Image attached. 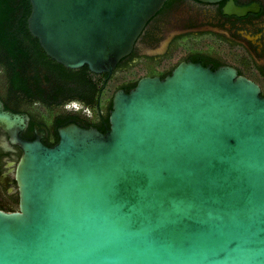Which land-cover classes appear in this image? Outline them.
Masks as SVG:
<instances>
[{
    "label": "water",
    "instance_id": "obj_1",
    "mask_svg": "<svg viewBox=\"0 0 264 264\" xmlns=\"http://www.w3.org/2000/svg\"><path fill=\"white\" fill-rule=\"evenodd\" d=\"M165 1L29 0L27 28L63 67L110 75ZM108 122L59 127L51 148L18 142L19 210H0V264H264L255 83L182 61L116 90Z\"/></svg>",
    "mask_w": 264,
    "mask_h": 264
},
{
    "label": "flooded vegetation",
    "instance_id": "obj_2",
    "mask_svg": "<svg viewBox=\"0 0 264 264\" xmlns=\"http://www.w3.org/2000/svg\"><path fill=\"white\" fill-rule=\"evenodd\" d=\"M229 2L246 10L245 13L226 14ZM24 16L23 0H0V33L18 29ZM23 42L31 50L25 60L11 58L0 45V210L3 212L19 210L16 166L23 150L18 142L38 140L45 147H54L59 141L57 130L65 126L62 122L67 117L77 115L88 121L81 114L84 111L92 114L94 110L80 101H64L63 96L57 95L55 61L44 52L46 58L39 60L31 38L26 37ZM174 54H180V59L160 69ZM182 61L200 63L213 71L233 68L239 76L255 83L264 96V0L215 3L166 0L147 22L131 53L119 63L122 69L145 66L147 69L138 81L142 77L163 79ZM97 118L92 121L96 122ZM70 123L84 125L80 121ZM89 127L95 128L92 124Z\"/></svg>",
    "mask_w": 264,
    "mask_h": 264
},
{
    "label": "trees",
    "instance_id": "obj_3",
    "mask_svg": "<svg viewBox=\"0 0 264 264\" xmlns=\"http://www.w3.org/2000/svg\"><path fill=\"white\" fill-rule=\"evenodd\" d=\"M23 4L25 7V16L20 22L18 29H9L8 32H1L0 45L1 47L5 48L11 58L16 59L18 57H22V59L25 60L29 56L31 50L26 48V45L23 41L26 37H29L33 40L34 52L38 54V58L41 60L42 58H46V56L40 48L37 39H33L31 37V34L26 27V18L29 15L31 9L29 0H23ZM5 37H7V39H4ZM122 61L123 59L120 61V63ZM120 63H118L114 72L123 68ZM54 69L56 73L55 92L57 95L63 96L65 99L64 101L76 100L80 101L86 108L96 110L101 108L100 98L102 97V93L110 78L108 74H92L88 70L87 66H83L76 70H70L56 62ZM136 83L137 80L122 84L117 88V90L123 89L125 92H128L129 89L135 87ZM111 99L108 102V110L105 113L99 112L96 122H93L92 120L84 121L77 115H72L67 117L62 122V124L67 125L71 121H80L84 123V125L81 126L83 128H89V126L92 124L99 132L105 133L109 128L108 113L111 109Z\"/></svg>",
    "mask_w": 264,
    "mask_h": 264
},
{
    "label": "rangeland",
    "instance_id": "obj_4",
    "mask_svg": "<svg viewBox=\"0 0 264 264\" xmlns=\"http://www.w3.org/2000/svg\"><path fill=\"white\" fill-rule=\"evenodd\" d=\"M180 57V54H174L171 57V60L162 64L160 69L174 65L180 59ZM146 69L147 68L145 66H138L133 69H118L115 71L109 78L108 83L102 93V97L100 98L101 108L99 110L94 109L92 114H89L88 111H84L81 115L85 118H88L89 120H96L99 112L105 113L108 110V102L117 88L122 84L136 81L139 77L144 75Z\"/></svg>",
    "mask_w": 264,
    "mask_h": 264
}]
</instances>
